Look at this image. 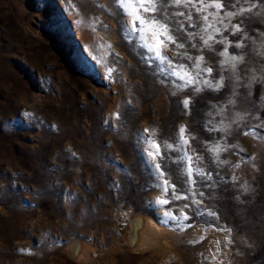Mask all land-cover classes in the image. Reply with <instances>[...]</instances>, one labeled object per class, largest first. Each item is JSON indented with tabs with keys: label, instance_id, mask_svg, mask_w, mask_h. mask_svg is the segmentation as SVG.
I'll use <instances>...</instances> for the list:
<instances>
[{
	"label": "rangeland",
	"instance_id": "374dc122",
	"mask_svg": "<svg viewBox=\"0 0 264 264\" xmlns=\"http://www.w3.org/2000/svg\"><path fill=\"white\" fill-rule=\"evenodd\" d=\"M222 2L157 58L114 0H0V264H264V0Z\"/></svg>",
	"mask_w": 264,
	"mask_h": 264
},
{
	"label": "snow or ice",
	"instance_id": "6c2138e0",
	"mask_svg": "<svg viewBox=\"0 0 264 264\" xmlns=\"http://www.w3.org/2000/svg\"><path fill=\"white\" fill-rule=\"evenodd\" d=\"M114 3H116L122 10L123 9H128L129 11L126 13L127 15H129L131 17V27L129 29L130 32L132 33H140L142 35H145L147 32L151 31L152 33V38L156 41L155 45L153 44H148V49L149 51H155V56L157 58H162V48H166L168 46L169 43L172 44H176L177 48H183L184 45L181 43H177V37L174 35V32L177 29L174 28H170L169 27V21L167 16L165 15L164 20H160L157 18V16L155 15L156 13H162V14H166L168 11V7L170 6H180L181 4L184 5V7H189L191 6L192 8H195L197 12H201V11H206L208 7L212 6L215 7L218 11L216 14H211L210 15H219V10H222L224 7H226V5L222 2H216L213 5H208L206 3H204V0H138V2H133V0H114ZM197 4L200 5V7H197ZM235 6V5H233ZM253 7H255V5H253ZM244 11H250V9H244L241 8L240 12H244ZM144 13H151L153 15L151 16H145L143 15ZM237 13H232V12H226L225 15L227 17H231L236 15ZM174 16H185V14L183 12H175L173 13ZM185 19L191 21L192 20V14L189 13L187 16H185ZM205 20H207V17H204ZM177 23L179 24V30H183L184 29V25L182 23H180L179 21H177ZM212 26V25H209ZM236 30L239 31V25H236ZM205 31H207V29H205ZM216 31H218V29H216ZM161 37H163V39H161ZM209 40L212 39L211 36L208 37ZM147 43V40H146ZM208 41L205 40V44L207 45ZM237 47H240L239 44H237ZM223 55H227V53H222ZM189 59H191V57H189ZM242 57H237V56H232L229 57V61H239L241 60ZM203 60V57H199L197 58V62H196V67L199 68L200 67V62ZM228 62V61H226ZM169 64L171 65V61H169ZM233 68H235V63H233ZM181 69L184 68L183 65L180 66ZM206 71L208 73L212 72V68H207ZM112 69H109V75H111ZM175 75L178 76L179 79L185 80L187 84H192L194 83V79L190 76L189 73L185 72L184 75H180L178 72H174ZM205 83L209 86V87H215L217 89H219L222 85L220 83H217L215 85H213L210 81H205ZM197 91H199V89H197ZM184 105L185 107H188L190 101L189 99H185L184 100ZM149 131L148 129H145V132ZM186 129L184 127H181L180 129V133H181V138H184V133H185ZM184 143H188V141L186 139H184ZM157 148V152L156 153H149V155L153 156V158L155 159V157L157 155H159V145L156 144L154 145ZM170 147V145H169ZM161 165L159 163L156 164V169L158 171H160V175L164 176L165 173L163 171H161ZM164 184L168 185L169 181L167 179L164 180ZM174 188V186H173ZM167 190V189H165ZM173 194L175 195V192H173ZM202 195V193H201ZM159 203L162 204H166L168 203L167 200H160ZM198 203V202H197ZM185 207H187V205H185ZM209 215H213L214 213L209 212ZM166 216H168L169 218L171 217L170 213H165ZM184 220L189 219V217L187 215H185L183 217ZM201 239H203V237H201Z\"/></svg>",
	"mask_w": 264,
	"mask_h": 264
},
{
	"label": "bare ground",
	"instance_id": "6f19581e",
	"mask_svg": "<svg viewBox=\"0 0 264 264\" xmlns=\"http://www.w3.org/2000/svg\"><path fill=\"white\" fill-rule=\"evenodd\" d=\"M150 220V219H149ZM148 220V224H151V225H154L153 222L149 221ZM146 224L145 220L143 218H141L140 216L135 218L132 222V225H131V228H132V231H131V238H133V240H137L138 237H139V233L142 229V227ZM157 226V225H156ZM155 226V227H156ZM141 240V239H139ZM71 249L73 252H77V249H78V243H73L71 244ZM80 248V247H79ZM81 249V248H80ZM82 253V252H81ZM76 256V255H75ZM81 256V254L79 255Z\"/></svg>",
	"mask_w": 264,
	"mask_h": 264
}]
</instances>
